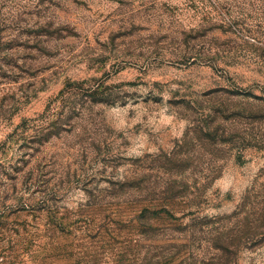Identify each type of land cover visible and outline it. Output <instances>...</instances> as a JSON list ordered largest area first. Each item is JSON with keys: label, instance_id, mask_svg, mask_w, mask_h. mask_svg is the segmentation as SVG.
I'll return each instance as SVG.
<instances>
[{"label": "rangeland", "instance_id": "obj_1", "mask_svg": "<svg viewBox=\"0 0 264 264\" xmlns=\"http://www.w3.org/2000/svg\"><path fill=\"white\" fill-rule=\"evenodd\" d=\"M0 264H264V0H0Z\"/></svg>", "mask_w": 264, "mask_h": 264}]
</instances>
